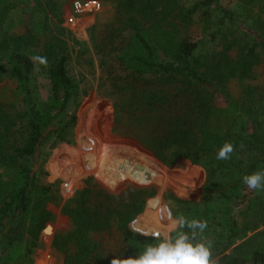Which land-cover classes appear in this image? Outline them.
<instances>
[{
    "label": "trees",
    "instance_id": "1",
    "mask_svg": "<svg viewBox=\"0 0 264 264\" xmlns=\"http://www.w3.org/2000/svg\"><path fill=\"white\" fill-rule=\"evenodd\" d=\"M116 12L110 25L90 26L89 45L78 43L77 50L60 28V7L55 16L44 15L38 28L45 38L39 55L48 61L43 68L28 59L27 47L39 45L36 28L11 35L0 26V81L21 92L16 105L0 101V264L33 263L41 233L54 218L51 203L71 223L52 241L64 264H110L159 242L130 229L154 189L116 195L87 177L62 203L58 181L45 180L52 150L74 144L77 109L87 93L68 72L71 52L89 68L95 58L105 67L122 93L123 113L144 120L141 139L170 166L188 159L204 168L206 200L174 198V214L207 221L203 236L212 241L217 264H264V237L255 246L245 239L264 225V192L253 190L239 210L231 202L246 186L244 175L264 171V83H253L264 63V0H117ZM195 14L206 37L191 35ZM113 59L120 74L110 69ZM37 73L52 93L46 107L38 101ZM232 80L240 83L238 98H231ZM215 94L234 115L223 133L210 126ZM225 142L233 143L234 152L217 160ZM106 236L118 244L106 243Z\"/></svg>",
    "mask_w": 264,
    "mask_h": 264
},
{
    "label": "rangeland",
    "instance_id": "2",
    "mask_svg": "<svg viewBox=\"0 0 264 264\" xmlns=\"http://www.w3.org/2000/svg\"><path fill=\"white\" fill-rule=\"evenodd\" d=\"M49 1L54 4H48ZM101 1L103 7L98 13L80 18L78 26L70 27L65 24L64 19L69 13L72 0H0V26L11 35H20L29 28H36L39 45L29 46L27 51L30 56L39 55L45 38L38 28L43 23L44 15L55 16L54 10L59 6L62 18V22L59 23L60 28H63L67 34V44L77 50L78 43L85 42L89 45L87 30L90 26L98 24L100 28L101 25H110L117 15V0ZM47 12L48 15H46ZM38 20L41 22L37 25ZM207 32L208 30L195 14L191 35L203 38L206 37ZM74 53L71 52V60L67 69L70 76L78 81L87 92L77 109L75 141L73 145L61 144L52 150L44 165L47 171L45 180L51 183L58 181L60 201L63 203L69 200L75 191L83 186L84 179L93 177L104 188L116 195L136 187L154 189L156 193L146 200L145 208L147 202L150 201V203H148L144 219L146 215L149 217L152 209L159 217H162L163 221H168L166 217L169 212L175 218L174 211L177 210V203L174 198L199 204L204 202L206 200L204 168L201 165L192 164L188 159H181L175 165L170 166L160 153L141 139L145 132L144 120L142 118L132 119L123 113L122 93L113 84L111 76L103 69L105 67H99L95 58V67L89 68ZM111 63L115 70L110 69L115 75L120 74L116 59H113ZM255 73L253 83H264V63L258 66ZM35 79L38 84V101L46 107L52 98L48 80L38 73ZM11 83L0 81V101L16 105L20 102L21 92ZM228 89L231 98L239 97L241 86L237 80L230 81ZM224 100L221 95L215 94L210 122L212 129L222 133L232 125L234 119L233 113L227 109ZM50 164H53L52 168ZM190 165L200 166L202 169L200 177L185 172V167ZM192 176L196 183L195 188L190 189L184 185L183 180H191ZM157 192L159 195L155 196ZM263 192L258 191L259 194ZM253 194V190L243 185L240 188L239 197L231 200L232 203L238 204L235 210L242 208ZM153 198L154 200H151ZM48 207L53 212L54 218L41 233L40 244L36 249L32 264H64V254L52 247V241L57 231H69L71 223L69 218L61 212L60 205L51 203ZM140 219L141 222L144 221L142 217ZM166 224L167 222L164 223L165 226ZM161 237L164 238V235ZM204 237L210 240L208 235ZM263 237L264 225L250 232L245 239L247 244L255 246ZM106 239V243L118 244L117 239L110 237Z\"/></svg>",
    "mask_w": 264,
    "mask_h": 264
},
{
    "label": "clouds",
    "instance_id": "3",
    "mask_svg": "<svg viewBox=\"0 0 264 264\" xmlns=\"http://www.w3.org/2000/svg\"><path fill=\"white\" fill-rule=\"evenodd\" d=\"M28 59L37 66H47L48 63L47 57L40 55H33ZM233 152V143L225 142L218 149L216 158L217 160H228ZM242 182L250 190L264 191V171L244 175ZM166 218L170 222L168 232H175L174 237L168 234L161 239L160 231L137 227L134 221L130 226L133 232L151 236L159 242L155 245H146L144 251L135 258H113L110 264H217V260L212 257V241L203 236L207 228V221L189 220L183 215L174 218L171 212L167 214ZM185 228L188 231H184Z\"/></svg>",
    "mask_w": 264,
    "mask_h": 264
},
{
    "label": "crops",
    "instance_id": "4",
    "mask_svg": "<svg viewBox=\"0 0 264 264\" xmlns=\"http://www.w3.org/2000/svg\"><path fill=\"white\" fill-rule=\"evenodd\" d=\"M50 167L52 168L53 164H50ZM184 170H185V172L186 171L190 172V174H193L195 176L197 175L199 177L201 176L200 174L202 173V169L200 168V166H197V165L186 166ZM50 173H52L51 170H50ZM194 179L195 178H193V176H192L191 180H183L184 185H187L190 189H192L196 183V181ZM158 195H159V192H157V194L155 196H158ZM154 198L151 200H154ZM148 203H150V201L147 202V207L143 210V212L141 214H139V216L136 217L135 220H133V222L135 221V226L144 227L145 229H149V230H158L162 233V235L168 234V229L170 228V222L169 221H163L162 217H159V215L157 214V212L154 211V209H152V212H150L151 214H149V217H148V215H146V219H144V214L146 213V211L148 209ZM140 217H142L144 219L143 222H141L142 220L140 219ZM155 221H157V223H154ZM133 222L131 221V225H133ZM166 222H167V224L165 226L164 223H166Z\"/></svg>",
    "mask_w": 264,
    "mask_h": 264
},
{
    "label": "built area",
    "instance_id": "5",
    "mask_svg": "<svg viewBox=\"0 0 264 264\" xmlns=\"http://www.w3.org/2000/svg\"><path fill=\"white\" fill-rule=\"evenodd\" d=\"M102 7L101 0H72L64 22L70 27L78 26L80 18L98 13Z\"/></svg>",
    "mask_w": 264,
    "mask_h": 264
}]
</instances>
